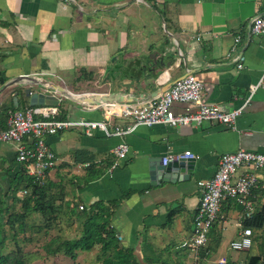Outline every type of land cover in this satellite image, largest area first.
I'll return each instance as SVG.
<instances>
[{
	"label": "crops",
	"instance_id": "crops-1",
	"mask_svg": "<svg viewBox=\"0 0 264 264\" xmlns=\"http://www.w3.org/2000/svg\"><path fill=\"white\" fill-rule=\"evenodd\" d=\"M261 14L264 0H0L1 130L7 128L12 106L30 107L28 88L32 94L57 96L56 108L64 120L103 121L111 133L131 124L125 118H107L101 106L92 109L97 105L67 99L50 88L52 84L77 97L126 94L131 100L126 103L142 105L159 99L162 93H154L165 85L171 87L192 74L203 83L205 103L224 112L243 108L233 125L206 121L139 126L113 136L101 129L87 134L83 127H72L47 137L56 157L47 182L57 207L54 237L79 239L82 211L118 200L112 226L118 240L135 249L140 260L150 258L156 264H218L222 258L228 264H244L251 256L264 260V225L248 226L243 206L232 197L222 202L208 244L198 250L189 245L201 205L199 182L215 176L225 153L244 149L264 154V34L250 33L252 19ZM254 86L258 88L252 92ZM196 109L193 103L172 106L177 115ZM26 143L31 146L33 140L27 138ZM122 143L129 146V154L116 159L113 150ZM186 152L195 159L189 180L151 185V159ZM24 171L16 145L0 142V190L9 210L16 206L9 191ZM247 171L242 168L238 174ZM256 174L264 182V170ZM17 196L23 198L21 192ZM252 200L254 217L264 209L262 183L253 190ZM244 229L252 230L253 245L248 251H233L231 242ZM98 251L96 247L79 253L87 257Z\"/></svg>",
	"mask_w": 264,
	"mask_h": 264
},
{
	"label": "built area",
	"instance_id": "built-area-1",
	"mask_svg": "<svg viewBox=\"0 0 264 264\" xmlns=\"http://www.w3.org/2000/svg\"><path fill=\"white\" fill-rule=\"evenodd\" d=\"M71 2L73 0H63ZM251 34H264V15H256L251 21ZM241 36L235 38L238 43ZM244 61V57H240ZM243 64H239V69ZM258 87L254 86L252 92ZM174 103H193L197 106L195 111H189L177 115L172 110ZM98 109L100 106H91ZM104 115L107 118H125L130 121L126 129H117L111 133L107 123L89 121L58 120L57 108L46 109L40 106H30L24 109L9 111L7 128L0 129V142L13 143L17 147V160L21 163L26 173L35 179L41 186L48 182L49 172L55 168L56 157L47 137L68 130L72 127H83L85 132L91 133L95 129L103 130L107 136L124 135L133 132L139 126L152 127L156 125H168L179 127L186 125H201L206 121H215L221 124L233 125L242 114L243 108L231 112H224L217 106H212L203 100V83L194 75L189 74L185 78L176 81L168 90L161 94L159 99L148 101L146 104L123 103L102 105ZM31 138L33 145L29 146L26 139ZM129 146L120 144L113 150L116 159L125 158L129 154ZM194 158L190 152L184 155H176L163 158V164L167 165L170 159ZM88 166V165H86ZM117 166V161L115 163ZM242 168L249 171L238 174ZM264 170V154L239 150L225 153L221 156L219 169L215 176L207 181L199 182L201 188V205L195 217V229L190 240V247L198 250L208 244L209 233L214 223L219 218L222 202L228 197L236 199L244 208L245 219H251L255 213L252 200L253 190L261 183L256 171ZM27 191H22L21 196ZM83 210V206L80 207ZM239 226L243 227V223ZM253 245L252 230L244 229L239 237L231 242L233 251L243 252L251 249ZM218 264H227V259L222 258Z\"/></svg>",
	"mask_w": 264,
	"mask_h": 264
},
{
	"label": "trees",
	"instance_id": "trees-1",
	"mask_svg": "<svg viewBox=\"0 0 264 264\" xmlns=\"http://www.w3.org/2000/svg\"><path fill=\"white\" fill-rule=\"evenodd\" d=\"M12 109L17 110L19 107L12 106ZM59 110L62 109L59 108ZM55 118L64 120L65 115L58 113ZM89 160L92 162L93 158ZM24 172L20 174L21 181L16 188L9 191V193H14L15 201L21 203L20 212H9L5 201L6 195H4L3 190H0V264H31L24 249L17 248L8 251V242L14 240L18 245V236L23 234L27 238V243H31L35 236L49 232L52 229V224L57 223V216H55L57 207L48 194L49 186L47 184L41 186L35 179L27 175L26 169ZM101 173L99 172V174ZM22 191L28 193L20 198L17 194ZM119 203L118 200L110 203L98 202L90 206L89 209L82 211L84 220L82 236L72 240L60 236L52 237L42 245L46 256L62 255L76 261L79 252H92L96 247H99L94 264H156L150 258L140 260L135 249L124 246L118 240L112 221L119 208ZM6 213L9 216L7 219L5 218ZM31 215H40L41 223L36 225L38 226L37 229L36 226H32L28 222V219L32 217ZM171 219L172 215L169 216L168 220L171 221ZM16 224H19L18 229H14ZM255 224L261 227L264 225V209L257 216L247 221L248 226ZM6 227L14 230V234L10 236ZM31 228L32 230H30ZM159 264L167 263L161 262ZM244 264H264V260L260 256H251Z\"/></svg>",
	"mask_w": 264,
	"mask_h": 264
},
{
	"label": "water",
	"instance_id": "water-1",
	"mask_svg": "<svg viewBox=\"0 0 264 264\" xmlns=\"http://www.w3.org/2000/svg\"><path fill=\"white\" fill-rule=\"evenodd\" d=\"M184 75L181 79L185 78ZM30 80V78H28ZM43 85V84H39ZM44 87V86H43ZM170 85H165L161 90L157 91L155 94H160L165 92ZM50 88L54 89L58 93L67 99L74 100L79 103L87 105H97L102 106L106 104H123L131 101L126 97V94H116L112 93L109 95H87L83 97H77L69 92H67L63 87L52 84ZM27 97H30V106H60L59 98L55 95H45L39 93H31V89L25 90ZM156 96V95H155ZM17 97L14 98L15 103H17ZM195 170V159L180 158L178 160L170 159L167 165L163 164V158L151 159L149 161V175L151 180V185H157L161 182L165 183H176L177 181L189 180L190 174Z\"/></svg>",
	"mask_w": 264,
	"mask_h": 264
},
{
	"label": "rangeland",
	"instance_id": "rangeland-1",
	"mask_svg": "<svg viewBox=\"0 0 264 264\" xmlns=\"http://www.w3.org/2000/svg\"><path fill=\"white\" fill-rule=\"evenodd\" d=\"M76 92H79V91H76ZM75 94H79V93H75ZM15 203H16V206L10 209L9 212L12 213L14 211L16 212L18 211L20 207L19 205L20 203L19 202H15ZM31 216L32 217L28 219L29 224H31L32 226L33 225L36 226L37 224L41 223L39 217H37L36 215H31ZM7 217L9 216H7V213H6L5 218L7 219ZM18 225L19 224H16L14 229H18ZM37 227L38 226H36L35 228L37 229ZM6 230L10 236L14 234V230L9 229L8 227H6ZM30 230H32V228ZM30 230L28 229V231ZM51 230L49 232H43V234L35 236L33 242L31 243H27L26 236H23V234H20L18 236V239H19V242H17L18 245L16 244L14 240H10L7 244V250L10 251V250H14L17 248L24 249L31 264H94L96 262L95 254H92V255L89 254L87 257L84 254H81V255L79 254L80 256L78 257L76 261H73L62 255L46 256L45 252L43 251L42 245L43 243H45V241L48 242L52 237H54V234L51 233Z\"/></svg>",
	"mask_w": 264,
	"mask_h": 264
},
{
	"label": "bare ground",
	"instance_id": "bare-ground-1",
	"mask_svg": "<svg viewBox=\"0 0 264 264\" xmlns=\"http://www.w3.org/2000/svg\"><path fill=\"white\" fill-rule=\"evenodd\" d=\"M93 95V94H92Z\"/></svg>",
	"mask_w": 264,
	"mask_h": 264
}]
</instances>
